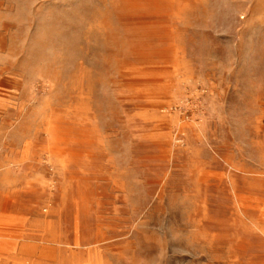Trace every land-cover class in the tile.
Listing matches in <instances>:
<instances>
[{
  "label": "rangeland",
  "instance_id": "1",
  "mask_svg": "<svg viewBox=\"0 0 264 264\" xmlns=\"http://www.w3.org/2000/svg\"><path fill=\"white\" fill-rule=\"evenodd\" d=\"M0 264H264V0H0Z\"/></svg>",
  "mask_w": 264,
  "mask_h": 264
}]
</instances>
